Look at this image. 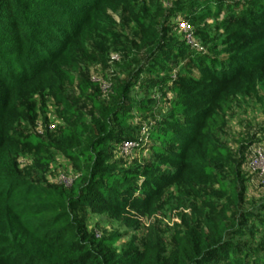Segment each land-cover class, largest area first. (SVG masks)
Instances as JSON below:
<instances>
[{"label": "trees", "instance_id": "obj_1", "mask_svg": "<svg viewBox=\"0 0 264 264\" xmlns=\"http://www.w3.org/2000/svg\"><path fill=\"white\" fill-rule=\"evenodd\" d=\"M137 2L0 0V264H264L262 246L254 252L238 243L247 230H255L249 226L252 218L264 223L259 214L264 203L240 209L246 182L214 136L234 104L261 99L264 0L237 11H224L222 2L207 4L204 11L199 0L172 2L169 15L184 13L192 25L215 17L208 51L215 58L162 41ZM105 3L120 6L137 24L140 38L133 46L136 54H146V62L126 82L114 80L106 101L92 99L94 111L86 120L60 87L74 79L65 63L78 53L90 57L86 38L103 30ZM207 33L199 28L193 34L207 38ZM180 61L183 66L174 74L158 77L176 70ZM144 89H161L166 111L139 129L134 119L158 102L142 94ZM39 96L60 106L63 125L54 140L20 129L27 115L37 117ZM124 139L148 148L152 159L128 168L111 160L112 143ZM47 149L57 151L73 170L69 186L32 182L17 170L14 153ZM220 168L227 170L226 179ZM209 186L219 189L216 200L205 196ZM174 194L198 201L189 203L195 218L180 213L170 247L151 226L136 244L129 230H136L138 218L151 215ZM79 208L131 229L97 236L77 215Z\"/></svg>", "mask_w": 264, "mask_h": 264}, {"label": "rangeland", "instance_id": "obj_2", "mask_svg": "<svg viewBox=\"0 0 264 264\" xmlns=\"http://www.w3.org/2000/svg\"><path fill=\"white\" fill-rule=\"evenodd\" d=\"M174 0H138V12L148 22L151 23L154 30L162 37V41L173 40L176 44L184 46L190 51L200 50L208 56L214 57V53H209V48L214 45L212 39L211 25L215 17L210 16L204 22L195 25L187 21V15L176 13L169 15L167 8L171 6ZM197 0H182L183 4L189 5ZM205 0L201 2L200 11H204L210 4L222 2L224 11L242 7L249 9L250 2L256 0ZM161 6L159 9L158 6ZM106 16L103 18V30L93 33L86 38V46L90 57L78 53L74 56L73 62L65 63V67L72 73L73 83L63 81L61 83V92L64 97L76 104L81 110L84 119H89L93 114L91 100L96 99L106 101L109 94L113 91V83H120L129 80L135 70L146 62V54L142 51L135 53L133 41L140 38V31L137 24L131 21L130 15L126 14L120 6L105 3ZM209 8V7H208ZM208 30L207 38L193 34L196 29ZM132 51V52H131ZM214 54V55H213ZM215 58V57H214ZM167 62L172 60L168 57ZM183 66L182 61L178 64L176 70L171 73L164 70L158 77L174 74ZM163 91L144 89L142 94L153 95L158 100L156 107L144 116L138 115L133 124L139 129L147 127L153 123L161 113L166 111V104L160 100ZM261 99L246 97L241 104H234L227 112L224 123L215 133L217 143L223 145L228 150L229 159L234 166L239 164L241 175L246 182V193L244 195L240 209H257L261 203H264V186L257 177L246 170L245 163L250 150L254 147L264 148V90L260 87ZM167 99L170 97L166 93ZM37 117L30 118L29 115L19 122L20 129L25 134L38 133L45 138L54 140L57 135V129L63 125L60 106L46 96L37 98ZM136 114V112H134ZM146 130V129H145ZM143 132H140L141 136ZM138 136V137H139ZM141 142L144 138L139 137ZM113 149L108 156L111 160H116L126 168L133 167L135 164H141L152 159L150 151L137 148V144L132 140L124 139L121 142H113ZM17 170L32 182L41 183L46 186H69L75 176L68 162L53 149H47L45 153H22L16 152L12 156ZM218 172L226 179L227 170L220 168ZM219 189L216 186H209L203 190L208 200H216L215 195ZM198 204V201L187 196L179 198L174 194V198L163 206L156 205L149 216H140L138 218L136 230L124 228L122 224L112 220L108 216L92 214L86 208H79L77 215L86 223L87 230L95 233L97 236L109 237L116 230H129L134 234L135 243L140 245L147 229L151 226L161 234L166 245L170 247L171 233L175 222H180V213H188L193 217L192 208L189 203ZM260 216L264 218V208L259 210ZM234 215V214H233ZM199 225V221L197 222ZM247 230L238 243L241 247L249 248L254 252L259 246H262L259 255H264V223H256V218H252ZM126 239H120L117 244L126 242Z\"/></svg>", "mask_w": 264, "mask_h": 264}, {"label": "built area", "instance_id": "obj_3", "mask_svg": "<svg viewBox=\"0 0 264 264\" xmlns=\"http://www.w3.org/2000/svg\"><path fill=\"white\" fill-rule=\"evenodd\" d=\"M246 159V170L253 173L264 186V148L254 147Z\"/></svg>", "mask_w": 264, "mask_h": 264}]
</instances>
